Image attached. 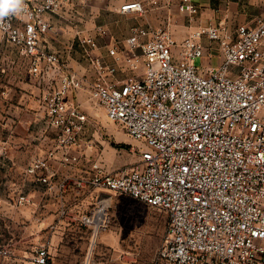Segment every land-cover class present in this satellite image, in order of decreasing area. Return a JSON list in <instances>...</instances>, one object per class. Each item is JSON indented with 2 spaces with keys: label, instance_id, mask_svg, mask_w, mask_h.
<instances>
[{
  "label": "built area",
  "instance_id": "obj_1",
  "mask_svg": "<svg viewBox=\"0 0 264 264\" xmlns=\"http://www.w3.org/2000/svg\"><path fill=\"white\" fill-rule=\"evenodd\" d=\"M74 2L24 0V10L0 26L33 75L48 83L55 73L59 82L53 91L45 86L39 101L46 125L60 135L30 162L26 176L58 198L61 219L75 210L73 221L90 232L93 245L109 223L106 192L168 214L161 264H264V17L235 28L198 26L180 40L168 27H132L125 48L109 49L112 63L95 56L96 40L85 37L80 45L95 71L90 84L46 43L51 19ZM120 11L141 14L144 6L135 1ZM179 12L193 23L199 6L182 0ZM213 52L218 67H196L195 60L209 56L210 62ZM121 71L128 76L119 79ZM81 91L138 143L136 166L113 174L99 159L84 165L87 117L68 101ZM57 166L86 169L59 179ZM94 192L101 193L85 213L82 203ZM29 201L23 194L17 203ZM16 252L12 241L0 240V264H52L46 248L26 261Z\"/></svg>",
  "mask_w": 264,
  "mask_h": 264
},
{
  "label": "rangeland",
  "instance_id": "obj_2",
  "mask_svg": "<svg viewBox=\"0 0 264 264\" xmlns=\"http://www.w3.org/2000/svg\"><path fill=\"white\" fill-rule=\"evenodd\" d=\"M133 1H141L149 13H133L124 19L107 20L117 35L129 32L132 27H168L178 38L209 21L225 22L229 27L235 28L241 18V12L232 10L231 0H195L199 6V15L193 23L179 12L182 0H156V4L150 0ZM243 1L245 10L258 7L253 0ZM86 2L87 0L84 4L87 5ZM78 6L83 7L82 4ZM88 22L86 19L73 21L75 26L85 30ZM8 45L0 33V60L17 56ZM78 52L88 62L81 47ZM219 61L218 53L213 52L210 62L197 59L195 65L201 68L210 63L216 68ZM71 70L78 72L75 68ZM86 74L92 84L95 79L94 69L88 68ZM38 79V76L32 74L33 98H36V94L41 95L44 87V84H38ZM58 83L56 74H50L46 84L48 91L57 89ZM68 101L70 107L79 108L87 117L81 138L87 159L84 165L87 168L98 159L113 174L137 165L138 143L118 124L107 119L104 110L91 94L82 96L81 92L72 93ZM0 121L7 124L0 128V155H9L15 161L10 170L6 164L0 166V240L5 243L12 241L21 261H26L36 249L46 248L51 262L54 261L55 264H161L159 253L164 245L168 226L166 212L120 194L105 192L103 195L110 201L107 212L109 223L93 245L90 232L73 221L75 210L70 211L69 217L61 219V203L57 197L47 194L46 197L41 196L43 188L25 173L33 159L45 156L54 147L60 131L46 125L44 112L39 110L37 101L35 105L33 102L29 122L27 117L25 120L29 126L17 127L7 114ZM20 121L24 122L23 119ZM86 167L67 172L77 176ZM100 193L94 192L88 196L82 203L83 212L88 213L93 208ZM23 194L28 195L30 201L18 205V198ZM66 198L69 204H74L73 192L68 193Z\"/></svg>",
  "mask_w": 264,
  "mask_h": 264
},
{
  "label": "crops",
  "instance_id": "obj_3",
  "mask_svg": "<svg viewBox=\"0 0 264 264\" xmlns=\"http://www.w3.org/2000/svg\"><path fill=\"white\" fill-rule=\"evenodd\" d=\"M133 2L135 1L87 0L86 5L82 0H75V3L71 5L63 15L51 19L53 29L47 35V46L52 52L60 54L71 68L77 69L78 73L80 75H85L89 81V76L86 74V71L90 68V65L79 55L78 52L80 51V47H83L80 45V40L85 37H93L96 40L98 47L97 50L94 51V53H96L95 56L101 57L108 63H112L113 59L108 53L109 49L115 47L117 44L125 48L126 40L130 36V31L117 35V32H115L111 25L106 21L127 18V15L121 13V7ZM230 3L232 10L241 12L240 23L238 25H253L257 18L264 17V0H253V3L257 4L258 7H254L252 10H245L243 8L242 5L245 4V1L243 0H231ZM80 4H82L83 7H79L78 5ZM144 13H149L145 6L143 13L140 15ZM226 17H228V15H226ZM82 19L89 21L86 30L75 26L73 23L74 20ZM214 23L216 22L209 21L208 23H202L199 26ZM101 30L104 33H102ZM187 34L188 32L184 35H179L178 39L180 40L186 37ZM8 47L12 46L8 45ZM107 48H109L108 51ZM14 51L17 55L14 56V58L8 56L7 58L0 60V118H3L7 114L13 119V122L17 127H26V125L29 126V123L26 124L25 120L27 117V122H29L32 116L33 102L35 105L37 101L39 110L42 109L39 101L41 95L40 93L38 95L36 94V98H33L32 74L30 72L29 63L18 54L16 49H14ZM204 60L209 62V56H206ZM126 76H128V73L122 71L118 73L119 79H123ZM38 84H44L45 87L47 82L42 81L41 77H39ZM40 89L41 88H39V91ZM86 93L87 92L81 91L82 96ZM16 119L19 121L17 122ZM21 119H23L24 122L20 121ZM5 124L6 123L0 121V128ZM5 164L7 165L8 170H10L12 166L15 165V161L9 155L7 157H1L0 155V166H6ZM57 170L59 179L68 173L66 169H60L58 166ZM41 196H45L44 190L41 192ZM43 206L46 207L45 204H43ZM52 263L55 264L54 261Z\"/></svg>",
  "mask_w": 264,
  "mask_h": 264
},
{
  "label": "clouds",
  "instance_id": "obj_4",
  "mask_svg": "<svg viewBox=\"0 0 264 264\" xmlns=\"http://www.w3.org/2000/svg\"><path fill=\"white\" fill-rule=\"evenodd\" d=\"M25 8L24 0H0V26L13 15H19Z\"/></svg>",
  "mask_w": 264,
  "mask_h": 264
}]
</instances>
